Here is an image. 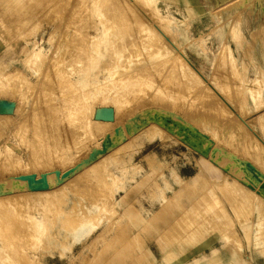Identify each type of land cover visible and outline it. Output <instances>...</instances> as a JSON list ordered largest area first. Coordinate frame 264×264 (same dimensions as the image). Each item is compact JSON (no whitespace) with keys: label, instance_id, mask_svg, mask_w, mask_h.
<instances>
[{"label":"rangeland","instance_id":"obj_1","mask_svg":"<svg viewBox=\"0 0 264 264\" xmlns=\"http://www.w3.org/2000/svg\"><path fill=\"white\" fill-rule=\"evenodd\" d=\"M114 1L0 0V196L15 177L50 191L0 209V264L264 256V197L241 203L259 184L247 166L262 172L243 136L264 148V0ZM89 116L104 135L82 130Z\"/></svg>","mask_w":264,"mask_h":264},{"label":"bare ground","instance_id":"obj_2","mask_svg":"<svg viewBox=\"0 0 264 264\" xmlns=\"http://www.w3.org/2000/svg\"><path fill=\"white\" fill-rule=\"evenodd\" d=\"M107 1V0H106ZM116 1V0H115ZM114 1V2H115ZM109 2H110V0H109ZM112 2V1H111ZM118 3V2H117ZM119 3H120V1H119ZM123 4H125V3H123ZM127 4V3H126ZM118 6V5H117ZM116 6V7H117ZM125 6V5H124ZM128 6V5H127ZM130 6V5H129ZM236 6V5H235ZM113 7H115V6H113ZM102 8V7H101ZM111 8V7H110ZM109 8V9H110ZM137 8V7H136ZM144 8V7H143ZM222 8V7H221ZM107 9V8H106ZM120 9V8H119ZM130 10V9H129ZM78 11V10H77ZM104 11V10H103ZM132 11H134V10H132ZM108 12H110V11H108ZM117 12V11H116ZM136 12V11H135ZM135 12H134V14H135ZM133 13V12H132ZM111 14V13H110ZM103 15H104V13H103ZM119 15V14H118ZM138 15V14H137ZM136 15V16H137ZM111 16V15H110ZM108 17V16H107ZM128 17V16H127ZM138 17V16H137ZM139 18V17H138ZM137 18V19H138ZM141 18H143V17H141ZM133 19H136V17L135 18H133ZM136 19V20H137ZM141 20H143V19H141ZM141 20L140 21H138V22H141ZM130 21V20H129ZM133 21V20H132ZM143 22V21H142ZM77 23V22H76ZM131 24V23H130ZM134 24H135V22H134ZM143 24H145L144 22H143ZM149 24V23H148ZM147 25V24H146ZM151 25V24H150ZM144 26V25H143ZM145 28H146V26H145ZM136 29V28H135ZM159 29V28H158ZM148 30V29H147ZM81 37V36H80ZM82 38V37H81ZM67 40V39H66ZM85 40V39H84ZM86 42V41H85ZM76 43V42H75ZM84 43V42H83ZM89 43V42H88ZM56 44V43H55ZM74 44V43H73ZM82 44V43H81ZM71 45V44H70ZM85 46L87 45L88 46V44H84ZM83 45V46H84ZM84 46V47H85ZM71 48V47H70ZM83 49V48H82ZM176 49V48H175ZM53 52V51H52ZM87 52V51H86ZM94 52V51H93ZM68 53V52H67ZM95 55V54H94ZM176 56V55H175ZM50 59V58H49ZM177 59H178V61H182V59H181V57L180 56H178L177 57ZM176 59V60H177ZM65 61V60H64ZM63 61V62H64ZM179 62V63H180ZM67 63V62H66ZM187 63V62H186ZM112 65V64H111ZM175 66L176 65H174V68H175ZM184 67V66H183ZM185 68V67H184ZM52 69V68H51ZM177 69H178V67H177ZM176 69V70H177ZM120 70V69H119ZM175 70V69H174ZM46 71V70H45ZM6 75V74H5ZM10 75V74H9ZM57 76V75H56ZM139 76V75H138ZM199 76V75H198ZM122 77V76H121ZM135 77V76H134ZM198 78V77H197ZM201 78V77H200ZM199 79V78H198ZM209 80H211V79H209ZM54 83H55V80H54ZM199 83V82H198ZM56 84V83H55ZM212 84V83H211ZM199 85V84H198ZM202 85H204V83L202 84ZM204 87V86H203ZM207 87L205 86V94H206V90L208 89H206ZM38 89V88H37ZM49 89V91H50V87L48 88ZM201 89H203V88H201ZM36 92V91H35ZM38 93H39V90H38ZM203 93H204V91H203ZM207 93H210L209 92V89L207 90ZM218 93V92H217ZM204 94V95H205ZM213 94V93H212ZM211 94V95H212ZM196 95V94H195ZM200 95V94H199ZM210 95V94H209ZM218 95V94H217ZM79 96V95H78ZM201 96H203V94L201 95ZM223 96V95H222ZM46 97V96H45ZM200 97V96H199ZM206 97V96H205ZM216 96H214L213 98H215ZM47 98V97H46ZM223 98V97H222ZM202 99V98H201ZM206 100V99H205ZM38 101H39V99H38ZM77 102V104L79 105V113H82V114H84V109H85V106H84V104L83 105H81L80 104V101H76ZM235 102V101H234ZM46 103V102H45ZM200 103V102H199ZM34 104V103H33ZM54 106V105H53ZM46 107V106H45ZM55 107V106H54ZM184 107V106H183ZM201 107V106H200ZM48 108H50V107H48ZM195 108V107H194ZM197 108V107H196ZM199 108V107H198ZM54 111V110H53ZM111 111V110H110ZM110 111H109V113H110ZM51 112V111H50ZM102 112H104V111H102ZM101 112V113H102ZM106 112V111H105ZM154 112V111H153ZM159 112V111H158ZM161 112V111H160ZM163 112V111H162ZM108 113V114H109ZM164 113V112H163ZM197 113V112H196ZM51 114V113H50ZM72 114V113H71ZM143 114V113H142ZM146 114V113H145ZM165 114V113H164ZM193 115V114H192ZM239 115V114H238ZM73 116V115H72ZM99 116V115H98ZM101 116V115H100ZM107 116V115H106ZM145 116V115H144ZM30 117V116H29ZM69 117H70V115H69ZM109 117V116H108ZM178 117V116H177ZM227 117V116H226ZM231 117H232V115H231ZM237 117V116H236ZM240 117V116H239ZM91 116H89V117H86V118H84L85 120H83L84 121V123H83V121H81L84 125H83V128H82V130L83 131H85V132H88L89 131V133H90V135H95L96 137L99 135V134H102V135H104L103 133V129L102 128H104V124H102V125H104L103 127L101 126V125H98L97 123L95 124V123H93L92 122V120H91ZM143 118V117H142ZM65 119V118H64ZM82 119V118H81ZM180 119V118H179ZM52 120V119H51ZM174 120H177L176 118H174ZM224 120V119H223ZM242 120V119H241ZM240 120V121H241ZM24 121V120H23ZM22 121V122H23ZM55 121V120H54ZM80 121L79 122H77V120L75 121L77 124L76 125H78V127L81 125L80 124ZM95 121H97V120H95ZM180 121V120H179ZM233 121V120H232ZM235 121H237V119L236 120H234V122ZM21 122V123H22ZM26 122V121H25ZM72 122V121H71ZM70 122V123H71ZM105 122V121H104ZM230 122V121H229ZM228 122V123H229ZM30 123V122H29ZM28 123V124H29ZM52 123V122H51ZM64 123V122H63ZM69 123V124H70ZM80 125H79V124ZM127 123V122H126ZM149 123V122H148ZM150 123H153V122H150ZM238 123V122H237ZM246 123V122H245ZM75 124V123H74ZM95 124V125H94ZM101 124V123H100ZM162 124V123H161ZM247 124V123H246ZM63 125V124H62ZM96 125H98V126H100V128H98V126H96ZM239 125V124H238ZM48 126V125H47ZM67 126V125H66ZM70 126V125H69ZM239 126H241V125H239ZM248 126V125H247ZM20 127V126H19ZM46 127V126H45ZM59 127V126H58ZM61 127V126H60ZM191 127V126H190ZM243 127V126H242ZM246 127V126H245ZM67 128V127H66ZM121 128V127H120ZM123 128V127H122ZM121 128V129H122ZM148 129H155V130H159L160 128H158L156 125H151V127H147ZM244 128V127H243ZM63 129V128H62ZM190 129V128H189ZM196 129V128H195ZM246 131H245V133H244V136H243V138L245 139V141L248 143V145L247 146H249V148H248V150H251V151H249L248 153H249V155L251 156V159H252V161H250L251 162V165L253 166V165H255V166H257V168L258 169H261L262 170V172H264V148L263 147H261V145H259L258 144V142L256 141V139H254V136H255V133H254V135H253V133H251V131H249L247 128H244ZM64 130V129H63ZM145 130H147V129H145ZM174 130V129H173ZM252 130V129H251ZM65 131V130H64ZM63 131V132H64ZM143 131V130H142ZM162 131H164V130H162ZM114 132V131H113ZM123 132H124V128H123ZM181 132V131H180ZM179 132V133H180ZM241 132H243V131H241ZM97 133H98V135H97ZM125 133V132H124ZM139 133V132H138ZM164 133V132H163ZM184 133V132H183ZM232 133L234 134L235 133V131H232ZM24 134V133H23ZM83 134H84V132H83ZM88 134V133H87ZM202 134H204V133H202ZM109 135V134H108ZM107 135V136H108ZM139 135V134H138ZM176 135V134H175ZM25 136V135H24ZM91 136V137H92ZM100 137H101V135H99ZM111 136V135H110ZM124 136L126 137L127 135H125L124 134ZM136 136V135H135ZM134 136V137H135ZM178 136V135H177ZM190 136V135H189ZM194 136V135H193ZM205 136H207V135H205ZM23 137V136H22ZM91 137H90V139H91ZM259 137V136H258ZM258 137H256V138H258ZM86 138H87V136H86ZM94 138V137H93ZM108 138V137H107ZM123 138V137H122ZM127 138V137H126ZM129 138V137H128ZM133 138V137H132ZM132 138H130V139H132ZM186 138V137H185ZM246 138H248L247 140H246ZM73 139V138H72ZM89 139V137L87 138V141L88 140H90ZM211 139V138H210ZM260 139V138H259ZM82 140H84V139H82ZM86 140V139H85ZM85 140L84 141H82V143L80 142V140L78 141V142H76V145H79V144H83V142H85ZM108 140V139H107ZM128 140V139H127ZM205 140H207V139H205ZM209 140V139H208ZM243 140V139H242ZM65 141V143H66V140L64 139V140H58V142H61V143H63ZM70 141V140H69ZM197 141V140H196ZM260 141V140H259ZM57 142V143H58ZM122 142V141H121ZM129 142V141H128ZM127 142V143H128ZM212 142H213V140H212ZM73 143H74V141H73ZM73 143H72V145H73ZM105 143H107V141L105 142ZM116 143V142H115ZM234 143V142H233ZM86 144V143H85ZM113 144V143H112ZM122 144H123V142H122ZM121 144V145H122ZM206 144V143H205ZM87 145H88V143H87ZM86 145V146H87ZM125 145V144H124ZM212 145V144H211ZM243 145V144H242ZM75 146V145H74ZM83 147H85V148H82V149H87V147L85 146V145H82ZM123 146V145H122ZM202 146V145H201ZM207 146V145H206ZM215 146V145H214ZM246 146V145H245ZM246 146V147H247ZM76 147V146H75ZM101 147V146H100ZM119 147H121V146H119ZM213 147V146H212ZM218 147V146H217ZM81 148V147H80ZM78 149H79V147H78ZM81 149V150H82ZM96 149H98V148H96ZM96 149H95V151H96ZM213 149V148H212ZM220 149V148H219ZM68 150V149H67ZM70 150H74L73 149V147L71 148V149H69V152H67V153H64L65 151H63V153H62V155L63 156H59V158H61L63 161H65V160H69V159H71V157L73 156V151H70ZM77 150V149H76ZM80 150V149H79ZM85 150H83V151H85ZM88 150V152L90 151L89 149H87ZM86 150V151H87ZM117 150H118V148H117ZM221 150V149H220ZM75 151V150H74ZM100 151V150H99ZM113 151H116V150H113ZM211 151V150H210ZM53 152V151H52ZM81 152V151H80ZM101 152H103V151H101ZM100 152V153H101ZM221 152V151H220ZM50 153H51V151H50ZM79 153V152H78ZM77 153V155L79 156V158H77L78 156H75L77 159H74L73 161H76L77 160V162H78V159H80V157L81 158H83V157H85V156H81V154H82V152L80 153V155ZM93 153V152H92ZM98 153V152H97ZM112 153V152H111ZM117 153V152H116ZM222 153V152H221ZM227 153H228V151H227ZM230 153V152H229ZM52 154V153H51ZM59 154H61V153H59ZM76 154V153H75ZM86 154H87V152H86ZM89 154V153H88ZM87 154V156L89 157V155ZM50 155V154H49ZM106 155V154H105ZM215 155H217V153H215ZM19 156V155H18ZM92 156H95L94 154L92 155ZM208 156H209V154H208ZM51 157V156H50ZM50 157H48L47 158V160H49L50 159ZM233 157V156H232ZM235 157H236V155H235ZM58 158V159H59ZM92 158V157H91ZM210 158V157H209ZM217 158V157H216ZM234 158V157H233ZM232 158V159H233ZM240 158V157H239ZM25 159V158H24ZM55 159V158H54ZM57 159V160H58ZM85 159V158H84ZM105 158H103L102 160H99V161H97V163L96 164H94V168L95 167H97L103 160H104ZM242 159V158H241ZM53 159H51L50 161H52ZM56 160V161H57ZM72 160V159H71ZM83 160V159H82ZM92 160V159H91ZM205 160H207V159H205ZM237 160V159H236ZM239 160V159H238ZM55 160H53L52 162H54ZM80 161V160H79ZM84 161H86V160H84ZM52 162H50V163H52ZM58 162H60V161H58ZM71 162V161H70ZM76 162V163H77ZM81 162V161H80ZM241 162H243V160L241 161ZM248 162V161H247ZM75 163V162H74ZM253 163V164H252ZM71 164H73V163H71ZM243 164V163H242ZM80 165H82L81 163H80ZM93 165V164H92ZM71 166V165H70ZM73 166V165H72ZM71 166V167H72ZM79 166V165H78ZM221 166V168H222V165H220ZM219 166V167H220ZM68 167H69V164H68ZM90 167H92V166H90ZM89 167V168H90ZM92 167V168H93ZM73 168V167H72ZM99 168V167H98ZM220 168V169H221ZM255 168V167H254ZM256 169V168H255ZM255 169H253V168H251V166H247V169H246V173H247V181H249V182H252L251 180L252 179H254V180H256V182L258 181L259 182V184L258 185H252V184H248V186H249V188L250 189H247V190H245V196L242 198V204L243 205H245V206H255V201L256 200H258V198H261L260 196L262 195V197H264V185L262 184V183H260L261 182V174H260V172H259V170H255ZM28 170V169H27ZM68 170V169H67ZM76 170V169H75ZM75 170H74V172H75ZM84 170H86L85 168H84ZM87 170H88V168H87ZM87 170L84 172L83 171V173L85 174L86 172H87ZM222 170V169H221ZM29 171V170H28ZM66 171V170H65ZM22 172V171H21ZM25 172V171H24ZM61 172V171H60ZM261 172V173H262ZM30 173V172H29ZM55 173V172H54ZM62 173V172H61ZM63 173H65V172H63ZM80 173V172H79ZM82 173V174H83ZM239 173H241V172H239ZM238 173V174H239ZM26 174H27V171H26ZM44 174V173H43ZM46 174V173H45ZM50 174V173H49ZM69 174V173H68ZM234 174V173H233ZM57 175H58V173H57ZM242 175V174H241ZM40 176H42V175H40ZM45 176V175H44ZM49 176V175H48ZM62 176V175H61ZM78 176V175H77ZM80 176H81V174L79 175V178H80ZM264 176V175H263ZM29 177V176H28ZM21 178V177H20ZM20 178H17V177H15V178H11L9 181V186L7 187V190L9 189V192L11 191H13L12 193H14V191H16V193H15V195H8V196H0V209L2 208V207H5L6 205H8L11 201H13V200H17L18 199V201H19V198H21V197H23V199H24V197L25 196H27V195H45V196H49L50 194V191L49 192H45V191H38V190H40V188H41V190H43V188L48 184L47 182H46V185H45V182L43 183V180L46 178V177H44L43 178V180L42 181H40V183L41 184H39V182H36L37 181V179H35V180H33V179H30V180H26V181H23V180H21ZM42 178V177H41ZM59 178V177H58ZM244 178V177H243ZM25 179H26V177H25ZM55 179H57V178H55V176L54 175H50L49 176V185L50 186H52L53 185V183H54V181H55ZM60 179V178H59ZM75 178H73V180H74ZM76 179H77V177H76ZM47 180V179H46ZM71 180V179H70ZM72 180V181H73ZM246 180V179H245ZM28 181H29V184H28ZM45 181V180H44ZM263 181V180H262ZM4 182V181H3ZM238 182V181H237ZM248 182V183H249ZM6 183V182H5ZM69 183V182H68ZM68 183H66V184H68ZM70 183H71V181H70ZM75 183V182H74ZM260 184H262V185H260ZM5 185V184H4ZM65 185V184H64ZM78 185V184H77ZM259 185L261 186L260 187V190H259V193H258V195H257V193H256V189L257 188H259ZM29 186V187H28ZM5 187V186H4ZM54 187V186H53ZM52 187V188H53ZM56 187V186H55ZM77 187V186H76ZM105 187H107V186H105ZM26 188H29L30 190H31V192H29V191H27L26 190ZM48 188H49V186H48ZM79 188V187H78ZM77 188V189H78ZM25 190V192H23V191H21V192H18L19 190ZM45 189V188H44ZM62 189H63V187H61L60 186V188L58 189V191H56V193L57 192H59V191H61L62 192ZM107 189V188H106ZM36 192H35V191ZM46 190H47V188H46ZM73 191V190H72ZM87 191V190H86ZM98 191V190H97ZM103 191V190H102ZM55 192V191H54ZM60 192V193H61ZM74 192V191H73ZM103 192H105V191H103ZM258 192V191H257ZM33 193V194H32ZM103 194V193H102ZM98 195V194H97ZM260 195V196H259ZM101 196H103V195H101ZM50 197V196H49ZM49 197H48V199H49ZM102 198V197H101ZM20 202V201H19ZM17 204H18V202H17ZM3 205V206H2ZM236 205V204H235ZM237 208V207H236ZM253 208V207H252ZM233 210H235V209H233ZM236 211V210H235ZM238 211V210H237ZM236 211V212H237ZM235 212V213H236ZM238 213V212H237ZM236 213V214H237ZM242 213H240V214H238V215H241ZM1 216V215H0ZM14 216V215H13ZM14 219V218H13ZM244 221H245V219H244ZM2 225V224H1ZM1 228V227H0ZM1 231V230H0ZM228 237V236H227ZM235 238V237H234ZM232 240V239H231ZM233 241V240H232ZM235 243V242H234ZM240 245V244H239ZM93 246V245H92ZM10 255V254H9ZM13 260H14V258H13ZM15 261V260H14ZM20 261V260H19Z\"/></svg>","mask_w":264,"mask_h":264},{"label":"crops","instance_id":"obj_3","mask_svg":"<svg viewBox=\"0 0 264 264\" xmlns=\"http://www.w3.org/2000/svg\"><path fill=\"white\" fill-rule=\"evenodd\" d=\"M218 253L214 254L212 251H206L205 256L200 260L202 264L217 263V264H264V256L257 250L251 253L245 249L242 252L233 254L229 249L223 248V246H217ZM262 252V251H261ZM197 257V256H194Z\"/></svg>","mask_w":264,"mask_h":264}]
</instances>
